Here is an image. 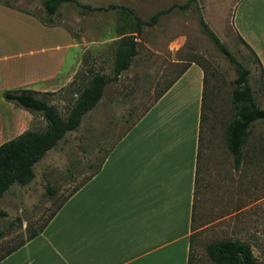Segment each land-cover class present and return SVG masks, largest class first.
Instances as JSON below:
<instances>
[{
    "label": "rangeland",
    "instance_id": "1",
    "mask_svg": "<svg viewBox=\"0 0 264 264\" xmlns=\"http://www.w3.org/2000/svg\"><path fill=\"white\" fill-rule=\"evenodd\" d=\"M77 1L83 7L65 3L53 22L69 31L75 42L86 40L85 48L91 47L82 54L70 81L55 79L46 91L38 92V97L46 99L67 118L94 73L113 75L115 51L124 36L136 37L137 55L129 70L106 86L98 107L83 117L80 127L68 133L35 165L33 181L25 186L14 184L0 197V209L6 214L0 216V256L40 230L91 179L111 147L160 93L189 63L195 62L205 72L206 104L200 132L191 264H215L206 247L221 239L250 242L258 263L264 264V119L253 123L242 164L237 169L226 142V128L236 115L231 100L236 65L217 48L202 25L203 20L250 70L249 83L255 100L264 109L261 68L236 30L258 44L256 36L264 34V0H195L183 9L179 6L189 0ZM0 3L46 18L44 0H0ZM111 5L126 6L135 12L132 15L121 10L98 9ZM171 7L154 26L144 25L141 35H137L136 17L147 21ZM40 38L39 48L64 43L57 35L39 34ZM80 50L68 51L60 77H66L69 62L80 55ZM46 127L41 114L0 98V145L27 130L43 131Z\"/></svg>",
    "mask_w": 264,
    "mask_h": 264
},
{
    "label": "crops",
    "instance_id": "2",
    "mask_svg": "<svg viewBox=\"0 0 264 264\" xmlns=\"http://www.w3.org/2000/svg\"><path fill=\"white\" fill-rule=\"evenodd\" d=\"M236 30L260 61L264 89V34L255 45ZM39 34L64 43L39 48ZM84 41L0 3V98L13 88L40 92L55 79L70 81L91 47ZM71 48L80 55L62 78ZM205 95V72L189 63L45 229L0 264H191Z\"/></svg>",
    "mask_w": 264,
    "mask_h": 264
},
{
    "label": "trees",
    "instance_id": "3",
    "mask_svg": "<svg viewBox=\"0 0 264 264\" xmlns=\"http://www.w3.org/2000/svg\"><path fill=\"white\" fill-rule=\"evenodd\" d=\"M192 1L195 0H189L185 5L179 7L182 9L186 8ZM72 2L81 6L77 0H44L46 18L36 17L31 13L28 14L35 16L46 26H54V16L58 13L60 7L65 3ZM173 7L155 13L147 21L136 17L137 35H141L144 25L154 26L159 18L169 13ZM86 8L93 11V8L90 6H86ZM98 9L102 11L121 10L132 15L135 12L133 9L121 5H111L104 9ZM202 25L217 48L236 65L237 78L234 80L235 88L232 91L231 97L236 109V115L226 128V142L229 151L233 155L235 167L238 169L242 164L243 149L246 147L251 136L252 125L254 122L264 119V109L259 107L255 100L253 88L249 83L250 70L235 58L229 48L220 41L203 20ZM241 40L253 53L251 47L242 38ZM136 55V37L124 36L118 42V47L115 51L113 75L108 76L104 73H94L88 85L78 94L67 118H63L58 109L49 104L46 99L38 97L39 93L36 91L19 89L6 91L3 94V97L7 101L15 102L29 112L41 114L47 122V127L43 131L27 130L0 145V197L14 184L25 186L33 181L35 177V165L49 151L56 148L68 133L80 127L83 117L95 109L104 97L106 86L109 83L116 82L123 72L129 70ZM254 56L256 63L260 65V61L255 53ZM262 90H264L263 86ZM50 193L53 192L50 191ZM56 213L50 217L40 230L32 232L25 240L1 255L0 262L37 237ZM5 215V212L0 209V216ZM206 251L210 260L215 264H259L251 243L242 240H216L207 245Z\"/></svg>",
    "mask_w": 264,
    "mask_h": 264
}]
</instances>
